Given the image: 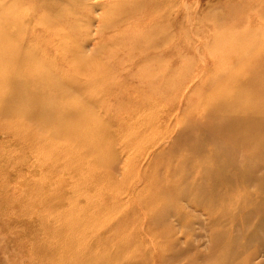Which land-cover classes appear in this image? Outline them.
Here are the masks:
<instances>
[{
    "label": "rangeland",
    "instance_id": "obj_1",
    "mask_svg": "<svg viewBox=\"0 0 264 264\" xmlns=\"http://www.w3.org/2000/svg\"><path fill=\"white\" fill-rule=\"evenodd\" d=\"M0 86V264H264V0H0Z\"/></svg>",
    "mask_w": 264,
    "mask_h": 264
},
{
    "label": "bare ground",
    "instance_id": "obj_2",
    "mask_svg": "<svg viewBox=\"0 0 264 264\" xmlns=\"http://www.w3.org/2000/svg\"><path fill=\"white\" fill-rule=\"evenodd\" d=\"M126 2V1H125ZM117 3H118V1H117ZM62 23H64L65 24V22L63 21ZM156 30V29H155ZM154 30V31H155ZM47 37V36H46ZM63 44V43H62ZM66 45H67V43H65ZM50 46V45H49ZM48 47V46H47ZM68 47V46H67ZM72 48V47H71ZM49 54V53H48ZM69 57H70V55H69ZM70 59H72V58H70ZM76 60V59H75ZM78 61V60H77ZM64 63V62H63ZM239 63H240V61H239ZM69 64V63H68ZM78 64V63H77ZM230 64V63H229ZM238 64V63H237ZM79 65V64H78ZM77 65V66H78ZM241 65V64H240ZM239 65V66H240ZM219 66V65H218ZM231 66V65H230ZM229 66V67H230ZM67 67V66H66ZM79 67V66H78ZM220 67H221V65H220ZM232 67V66H231ZM44 69V68H43ZM43 69H42V71H43ZM66 69V68H65ZM159 69L161 70V68L159 67ZM45 70V69H44ZM239 70V69H238ZM38 71H39V69H38ZM35 72V71H34ZM34 72H32V73H34ZM238 79V78H237ZM48 80V79H47ZM225 80L226 79H224V81L223 82H225ZM219 81H221V80H219ZM242 81H243V79H242ZM238 82H240L241 83V81H238ZM219 83V82H218ZM217 83V84H218ZM222 83V82H221ZM231 83V82H230ZM249 84V83H248ZM21 85V84H20ZM50 85H51V83H50ZM216 85V84H215ZM222 85V84H221ZM231 85V84H230ZM47 86V85H46ZM223 86V85H222ZM43 87V86H42ZM49 87V86H48ZM248 87H249V85H248ZM0 88H2V86H0ZM33 88V87H32ZM68 90H70L69 88H67ZM73 89V88H72ZM74 89H75V87H74ZM239 89H240V87H239ZM241 89H242V87H241ZM35 90V89H34ZM62 90V89H61ZM24 91V90H23ZM36 91V90H35ZM54 91V90H53ZM72 91V90H71ZM74 91V90H73ZM239 91V90H238ZM56 92V91H55ZM59 92H60V90H59ZM21 93H23V92H21ZM24 93H26V92H24ZM74 93H75V91H74ZM49 95H50V93H48ZM53 94V93H52ZM51 94V95H52ZM240 94V93H239ZM55 95V94H54ZM241 95V94H240ZM239 95V96H240ZM48 96V95H47ZM53 97V96H52ZM51 98V97H50ZM57 98V97H56ZM43 99H44V97H43ZM231 101V100H230ZM220 106H217V107H215L214 109H212L211 111L213 112V113H215V112H217L221 107H223V108H226L227 106H229V105H221V103L219 104ZM231 111V110H230ZM212 115H215V114H212ZM237 116V115H236ZM33 118H34V120L35 119H37L35 116H33ZM49 118V117H48ZM32 122V121H31ZM243 121H242V119L239 117V119H238V121H236V123H242ZM31 125V124H30ZM227 124H224V125H222V127H221V130L220 131H225L226 129H227ZM207 131H210L209 129L207 130ZM146 139H148V138H146ZM101 143V142H100ZM104 143V142H103ZM148 144V143H147ZM140 145V144H139ZM105 146V145H104ZM142 146H144V144L142 145ZM142 146H139V147H142ZM137 149H138V147H137ZM145 174V173H144ZM146 175V174H145ZM144 177V176H143ZM242 186H243V184H242ZM245 195V194H244ZM240 197V199H241V195H239ZM259 196V195H258ZM264 196V195H263ZM246 197H249V196H247L246 195ZM239 198H237V199H239ZM252 198V197H251ZM230 199V198H229ZM236 199V200H237ZM248 199H250V198H248ZM247 199V200H248ZM149 200V199H148ZM257 200V199H256ZM151 201V200H150ZM230 201H231V199H230ZM243 201V200H242ZM254 201H255V199H254ZM263 201V200H262ZM146 202H147V200H146ZM238 202V201H237ZM244 202V201H243ZM247 202V201H246ZM149 203V202H148ZM151 203V202H150ZM231 203V202H230ZM249 203V202H248ZM251 203V202H250ZM152 204V203H151ZM255 204H256V202H255ZM262 204H263V202H262ZM231 205H232V203H231ZM241 205V204H240ZM248 205H250V204H248ZM252 205H254V204H252ZM257 205V204H256ZM149 206V205H148ZM238 206H239V204H238ZM264 206V204L262 205V207ZM230 207H232V206H230ZM234 207V206H233ZM254 207V206H253ZM228 208V207H227ZM226 208V209H227ZM120 209V208H119ZM229 209V208H228ZM255 209H256V206H255ZM257 209H259V208H257ZM262 209V208H261ZM264 210V209H263ZM222 211V210H221ZM258 211V210H257ZM260 211H262V210H260ZM229 212V211H228ZM227 212V213H228ZM231 212H234V211H231ZM255 212H256V210H255ZM264 211H262L261 213H263ZM258 213V212H257ZM233 214V213H232ZM230 215V214H229ZM109 216V215H108ZM262 216V215H261ZM231 217H233L232 215H231ZM86 250V249H85ZM94 255H96V254H94ZM98 256V255H97ZM99 258V257H98ZM98 260V259H97Z\"/></svg>",
    "mask_w": 264,
    "mask_h": 264
}]
</instances>
